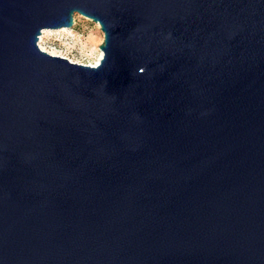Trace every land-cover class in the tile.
I'll list each match as a JSON object with an SVG mask.
<instances>
[{
	"label": "water",
	"instance_id": "95a60500",
	"mask_svg": "<svg viewBox=\"0 0 264 264\" xmlns=\"http://www.w3.org/2000/svg\"><path fill=\"white\" fill-rule=\"evenodd\" d=\"M0 264H264V0H0Z\"/></svg>",
	"mask_w": 264,
	"mask_h": 264
},
{
	"label": "rangeland",
	"instance_id": "374dc122",
	"mask_svg": "<svg viewBox=\"0 0 264 264\" xmlns=\"http://www.w3.org/2000/svg\"><path fill=\"white\" fill-rule=\"evenodd\" d=\"M103 43L104 33L100 25L79 14H76L75 25L69 32L50 29L49 37L44 38V46L56 48L72 59L67 58L69 61L83 65L98 61L102 52L100 47Z\"/></svg>",
	"mask_w": 264,
	"mask_h": 264
},
{
	"label": "bare ground",
	"instance_id": "6f19581e",
	"mask_svg": "<svg viewBox=\"0 0 264 264\" xmlns=\"http://www.w3.org/2000/svg\"><path fill=\"white\" fill-rule=\"evenodd\" d=\"M61 30H65V32H69V30L71 29H61ZM49 32L50 30H44L42 32V36L40 38V41H39V45H40V48L45 51L46 53L50 54V55H53V56H59V57H63V58H68L67 56H65L61 51L57 50L56 48H49L47 46H44V38L46 37H49ZM91 40V39H90ZM103 58V53L101 52V56L100 58L98 59V61L96 63H92L90 64V66H96L100 63V61L102 60ZM69 60H72L70 58H68ZM73 62V61H72Z\"/></svg>",
	"mask_w": 264,
	"mask_h": 264
}]
</instances>
